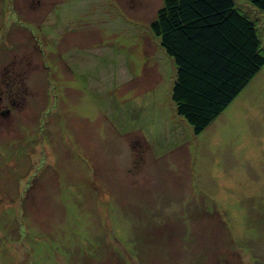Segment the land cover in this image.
Segmentation results:
<instances>
[{
    "label": "rangeland",
    "instance_id": "374dc122",
    "mask_svg": "<svg viewBox=\"0 0 264 264\" xmlns=\"http://www.w3.org/2000/svg\"><path fill=\"white\" fill-rule=\"evenodd\" d=\"M160 6L0 0V264H264V66L194 134Z\"/></svg>",
    "mask_w": 264,
    "mask_h": 264
},
{
    "label": "trees",
    "instance_id": "16d2710c",
    "mask_svg": "<svg viewBox=\"0 0 264 264\" xmlns=\"http://www.w3.org/2000/svg\"><path fill=\"white\" fill-rule=\"evenodd\" d=\"M264 24V0H244ZM235 0H161L149 28L172 59L176 113L201 133L264 66L254 18Z\"/></svg>",
    "mask_w": 264,
    "mask_h": 264
},
{
    "label": "crops",
    "instance_id": "0c3cea01",
    "mask_svg": "<svg viewBox=\"0 0 264 264\" xmlns=\"http://www.w3.org/2000/svg\"><path fill=\"white\" fill-rule=\"evenodd\" d=\"M8 27L7 28L4 27V18L0 15V36L1 37L8 35V32H12V33L14 32L13 29L10 30ZM14 47H15V44H14ZM6 111L11 112V110H6ZM4 114L2 113L3 116H4Z\"/></svg>",
    "mask_w": 264,
    "mask_h": 264
}]
</instances>
